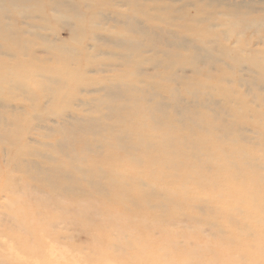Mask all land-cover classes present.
Wrapping results in <instances>:
<instances>
[{
    "label": "rangeland",
    "instance_id": "obj_1",
    "mask_svg": "<svg viewBox=\"0 0 264 264\" xmlns=\"http://www.w3.org/2000/svg\"><path fill=\"white\" fill-rule=\"evenodd\" d=\"M32 2L12 0L19 12ZM155 2H171L176 7L166 19L151 15L166 12L164 7L143 12L136 19L133 37L111 31L84 32L68 22L51 28L37 26L28 66L38 76L44 74L41 107L45 111L34 127L56 129L75 109L104 104L124 89V84L85 78L118 68L109 62L115 48L141 52L147 57V76L167 80L174 89L190 86L199 75L215 71L212 50L193 26L196 13L189 11L198 0ZM141 3L107 0L96 22L105 27L118 25L120 8ZM215 7L237 11L250 4L248 0H217ZM6 19L11 18L0 12V26ZM11 77L12 73L6 80L0 70V88L5 83L11 88ZM216 103L217 115L226 123L230 109ZM8 108L15 112L23 105L9 104ZM92 135L81 145H44L33 134L10 138L7 143L0 134V264L6 260L12 264H154L162 241L178 230L200 228L201 221L181 203L184 195H191L192 209L199 216L214 215L218 208L231 211L243 228L255 219L251 194L235 200L227 187L220 192L201 191L190 184L189 177L175 171L171 173L174 183L157 181L149 161L135 147L141 135L135 128L109 131L98 124ZM192 171L195 174V167ZM170 205L177 206L175 213L162 217V210ZM240 239L248 241L244 231ZM210 240L203 236L200 242ZM249 246L254 249L252 264H262L260 241Z\"/></svg>",
    "mask_w": 264,
    "mask_h": 264
},
{
    "label": "clouds",
    "instance_id": "obj_2",
    "mask_svg": "<svg viewBox=\"0 0 264 264\" xmlns=\"http://www.w3.org/2000/svg\"><path fill=\"white\" fill-rule=\"evenodd\" d=\"M106 2L33 0L19 12L12 0H0V12L11 18L0 26V70L6 80L12 73L11 88L8 83L0 88V134L5 143L33 134L44 145H81L93 138L98 124L109 131L135 128L141 133L135 147L149 161L157 181L174 183L171 173L175 171L189 177L190 184L201 191L220 192L227 187L232 199L251 194L254 201L255 219L243 228L231 211L218 208L214 215L199 216L192 209L191 195H184L181 203L201 221L200 228L178 230L162 241L154 264H252L251 243L259 240L264 255V0H248L250 7L237 11L215 7L217 0H198L196 8L189 10L195 11L193 26L206 39L215 61V71L199 75L190 86L174 89L167 80L150 79L145 55L115 48L109 62L120 66L85 78L124 84V89L104 104L75 109L56 129L34 127L45 111L41 107L44 74L38 76L28 66L37 26L51 28L68 22L84 32L111 31L133 37L136 19L143 12L164 7L166 12L151 15L166 19L176 7L171 2L159 5L142 0L140 6L120 8L121 22L105 27L96 18ZM70 55L74 57L75 51ZM217 101L230 109L226 123L217 115ZM9 104L23 108L13 112ZM176 207L163 209L161 216L174 214ZM205 228L210 231L204 232ZM241 231L247 234V242L241 241ZM203 236H210V242L202 244Z\"/></svg>",
    "mask_w": 264,
    "mask_h": 264
}]
</instances>
